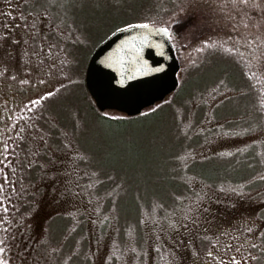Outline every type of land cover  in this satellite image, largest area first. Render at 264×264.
I'll return each instance as SVG.
<instances>
[{
  "label": "rangeland",
  "instance_id": "374dc122",
  "mask_svg": "<svg viewBox=\"0 0 264 264\" xmlns=\"http://www.w3.org/2000/svg\"><path fill=\"white\" fill-rule=\"evenodd\" d=\"M189 15L177 90L99 111L96 47ZM0 264H264V0H0Z\"/></svg>",
  "mask_w": 264,
  "mask_h": 264
},
{
  "label": "water",
  "instance_id": "95a60500",
  "mask_svg": "<svg viewBox=\"0 0 264 264\" xmlns=\"http://www.w3.org/2000/svg\"><path fill=\"white\" fill-rule=\"evenodd\" d=\"M179 62L165 27L116 31L89 57L84 84L99 111L138 115L172 93Z\"/></svg>",
  "mask_w": 264,
  "mask_h": 264
},
{
  "label": "trees",
  "instance_id": "16d2710c",
  "mask_svg": "<svg viewBox=\"0 0 264 264\" xmlns=\"http://www.w3.org/2000/svg\"><path fill=\"white\" fill-rule=\"evenodd\" d=\"M192 21H193V17L192 16H186V17H182V18H178L174 21H172L171 24H168V25H165L164 27H166L168 30H169V33H170V40L174 46V49H175V54L177 56L178 59H180V53H181V50H185V48L187 46H185V41H183L184 39V34L186 32H188L192 26ZM200 33V29H199V32L196 33L199 35ZM193 35H195V33H193ZM188 45V44H187ZM254 62H252V67H253V64ZM180 64H181V60H180ZM254 68V67H253ZM84 83V82H83ZM183 86V84H182ZM177 90V89H176ZM175 90V91H176ZM174 91V92H175ZM87 92V91H86ZM173 92V93H174ZM88 93V92H87ZM89 95V94H88ZM161 103V102H160ZM157 109V108H156ZM155 109V110H156ZM154 110V111H155ZM154 111L150 113L148 112H144L143 114H140V115H137L135 117H142V116H145V115H148V116H151L154 114ZM150 114V115H149ZM128 119L129 117H126L123 115V118L122 119ZM131 118V117H130Z\"/></svg>",
  "mask_w": 264,
  "mask_h": 264
},
{
  "label": "snow or ice",
  "instance_id": "6c2138e0",
  "mask_svg": "<svg viewBox=\"0 0 264 264\" xmlns=\"http://www.w3.org/2000/svg\"><path fill=\"white\" fill-rule=\"evenodd\" d=\"M140 27H147V25H140Z\"/></svg>",
  "mask_w": 264,
  "mask_h": 264
}]
</instances>
